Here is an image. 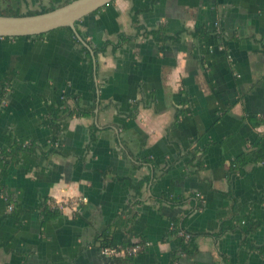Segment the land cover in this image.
Returning <instances> with one entry per match:
<instances>
[{"label": "crops", "instance_id": "crops-1", "mask_svg": "<svg viewBox=\"0 0 264 264\" xmlns=\"http://www.w3.org/2000/svg\"><path fill=\"white\" fill-rule=\"evenodd\" d=\"M76 28L94 53L109 43L92 76L72 31L0 38V84L16 73L0 151L33 144L0 167V264H174L183 221L198 251L179 264H264V161L234 172L264 141V0H115ZM121 35L133 40L114 49ZM69 94L94 114L65 120L51 153L48 108ZM134 244L149 246L104 252Z\"/></svg>", "mask_w": 264, "mask_h": 264}, {"label": "trees", "instance_id": "trees-1", "mask_svg": "<svg viewBox=\"0 0 264 264\" xmlns=\"http://www.w3.org/2000/svg\"><path fill=\"white\" fill-rule=\"evenodd\" d=\"M51 10H43L40 12H33V13H29L25 16H34V15H39V14H44V13H48ZM0 16H6V17H22V15L18 12H13V11H7V10H1L0 9ZM135 27L137 29L138 34L145 36V37H153V39L159 43V44H166V43H170V42H178L177 38H174L172 36H169L167 33V28L166 26H160L158 30L156 31H152V32H148L146 30H144L141 26L137 25V20L136 18L133 19ZM67 30H69L71 32V30L69 28H65ZM10 39V38H8ZM75 42L80 46L82 52L86 55V57L89 60V71H90V75L92 76V62H91V55L90 52L83 47L79 41L77 40V38L74 37ZM133 38H130L128 36L125 35H121L119 38L118 43H116L114 45V49H119L122 46H124L126 43L132 41ZM107 46H109V43H107V45H105L103 48L101 49H95V54L96 56L104 53ZM14 75H16L15 71L12 69L11 74H9L5 80L4 83L0 84V105L3 103V101L5 100V97L7 95V86H9V83L12 81V78L14 77ZM48 117L45 121V125L51 129L52 131V135L49 138V144L51 146V153H55L57 151V144L59 142V138L61 135V131H62V123L69 119V118H73V117H92L94 114V108L91 109H85L81 106L80 104V97L78 95H63L56 104L49 106L48 108ZM257 126H264V118L259 120L257 123ZM97 130L93 129V135H92V139H95V132ZM33 149V144H27V145H18L15 148H12L9 151H0V167L3 169V171L6 169V167L9 165V163L11 162V160L13 158H16L20 152L23 151H28V150H32ZM264 161V141L261 144L260 148L258 149V151L250 153L242 158H239L236 161V167L234 169V172H241L243 170V167L250 163V162H263ZM9 200V198H8ZM10 205H12V210L15 211V209L17 208L16 205H14L13 203H10ZM43 212L45 214H50V213H54L52 211V209L50 208V206L44 205L43 207ZM185 221H183L181 224H175L173 229H172V236H179L181 237L182 240V244L180 247V251L179 253L176 255L175 258V262L174 264H179V258L182 255L185 256H194L197 251H198V246L196 243V237L185 228Z\"/></svg>", "mask_w": 264, "mask_h": 264}, {"label": "water", "instance_id": "water-1", "mask_svg": "<svg viewBox=\"0 0 264 264\" xmlns=\"http://www.w3.org/2000/svg\"><path fill=\"white\" fill-rule=\"evenodd\" d=\"M115 0H75L51 12L22 17L0 16V38L41 36L57 29L69 28L77 40L90 52L96 70L95 53L77 31V23Z\"/></svg>", "mask_w": 264, "mask_h": 264}, {"label": "built area", "instance_id": "built-area-1", "mask_svg": "<svg viewBox=\"0 0 264 264\" xmlns=\"http://www.w3.org/2000/svg\"><path fill=\"white\" fill-rule=\"evenodd\" d=\"M4 103V102H3ZM84 202H86V199L83 200ZM59 207H61L60 205H58ZM12 207H9V211H12ZM148 244H134L132 246H127V247H120L118 249H112L111 247H106L104 248V252L106 254H123L126 255L129 258L132 257H136L137 255H139L140 253H142L146 247H148Z\"/></svg>", "mask_w": 264, "mask_h": 264}]
</instances>
